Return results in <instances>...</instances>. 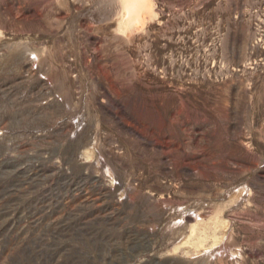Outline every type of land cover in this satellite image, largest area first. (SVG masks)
<instances>
[{
    "label": "rangeland",
    "instance_id": "rangeland-1",
    "mask_svg": "<svg viewBox=\"0 0 264 264\" xmlns=\"http://www.w3.org/2000/svg\"><path fill=\"white\" fill-rule=\"evenodd\" d=\"M0 264H264V0H0Z\"/></svg>",
    "mask_w": 264,
    "mask_h": 264
}]
</instances>
